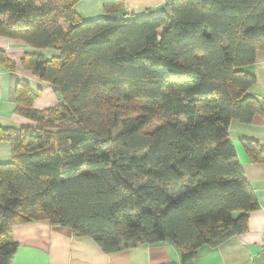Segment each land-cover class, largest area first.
<instances>
[{
  "label": "trees",
  "instance_id": "trees-1",
  "mask_svg": "<svg viewBox=\"0 0 264 264\" xmlns=\"http://www.w3.org/2000/svg\"><path fill=\"white\" fill-rule=\"evenodd\" d=\"M77 2L0 0V37L58 53L26 54L21 66L62 99L36 110L22 80L15 112L34 126L0 127L12 151L0 164V264L16 252L11 230L38 221L107 255L167 241L193 264L200 248L246 232L259 209L228 128L264 115L244 70L264 52V0H171L93 20L73 12ZM0 63L15 68L2 52ZM240 143L264 163L254 140Z\"/></svg>",
  "mask_w": 264,
  "mask_h": 264
},
{
  "label": "crops",
  "instance_id": "crops-1",
  "mask_svg": "<svg viewBox=\"0 0 264 264\" xmlns=\"http://www.w3.org/2000/svg\"><path fill=\"white\" fill-rule=\"evenodd\" d=\"M171 0H123L116 11L104 9V0H78L73 12L85 20L110 16L125 18L159 12ZM0 52L14 70L0 63V127L24 128L34 123L16 114L15 89L18 82L28 83L38 94L33 108L43 110L58 105L55 93L21 66L26 54H38L47 59L58 53L34 50L19 40L0 37ZM255 76L248 95L264 109V52L255 53L254 64L244 68ZM229 139L240 167L258 202L259 209L248 215V229L214 248L202 247L193 264H264V163H253L241 146L242 139L254 140L264 150V115L255 116L251 123L233 120L228 128ZM12 160L11 146L0 142V164ZM16 252L11 264H181V252L170 242L139 244L114 255H107L89 237L75 235L69 228L55 227L49 221H38L14 227L9 235Z\"/></svg>",
  "mask_w": 264,
  "mask_h": 264
},
{
  "label": "water",
  "instance_id": "water-1",
  "mask_svg": "<svg viewBox=\"0 0 264 264\" xmlns=\"http://www.w3.org/2000/svg\"><path fill=\"white\" fill-rule=\"evenodd\" d=\"M167 5L166 6H161L158 11L161 12V11H164L166 9ZM149 14H153V12H149L147 14H143V15H140V16H145V15H149ZM169 15H172L171 12L169 11ZM124 19H128V17H125ZM52 91L55 93L56 95V99L58 100L59 104H62V99H61V95L58 93V90L57 88H52Z\"/></svg>",
  "mask_w": 264,
  "mask_h": 264
}]
</instances>
